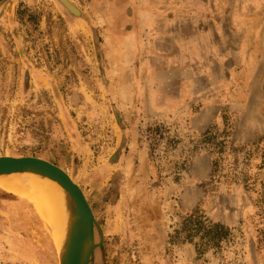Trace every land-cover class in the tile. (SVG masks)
Masks as SVG:
<instances>
[{
    "label": "rangeland",
    "instance_id": "obj_1",
    "mask_svg": "<svg viewBox=\"0 0 264 264\" xmlns=\"http://www.w3.org/2000/svg\"><path fill=\"white\" fill-rule=\"evenodd\" d=\"M69 2L0 4V155L79 185L91 264H264V0ZM0 264H59L2 190Z\"/></svg>",
    "mask_w": 264,
    "mask_h": 264
},
{
    "label": "water",
    "instance_id": "obj_2",
    "mask_svg": "<svg viewBox=\"0 0 264 264\" xmlns=\"http://www.w3.org/2000/svg\"><path fill=\"white\" fill-rule=\"evenodd\" d=\"M5 1L7 0H0V4ZM59 1L71 15L82 18L81 13L69 0ZM94 37L97 42L98 37L95 31ZM9 171L40 172L47 174L57 182L62 194L71 199L69 204L70 226L64 253L61 254L58 251L55 243L58 262L59 264H91L95 249L103 246L104 234L87 198L73 178L58 165L32 155H0V173ZM95 230L100 236L99 243L95 242Z\"/></svg>",
    "mask_w": 264,
    "mask_h": 264
},
{
    "label": "bare ground",
    "instance_id": "obj_3",
    "mask_svg": "<svg viewBox=\"0 0 264 264\" xmlns=\"http://www.w3.org/2000/svg\"><path fill=\"white\" fill-rule=\"evenodd\" d=\"M0 190L30 201L41 219L49 226L58 251L62 254L70 226V198L47 174L34 171L0 173Z\"/></svg>",
    "mask_w": 264,
    "mask_h": 264
},
{
    "label": "trees",
    "instance_id": "obj_4",
    "mask_svg": "<svg viewBox=\"0 0 264 264\" xmlns=\"http://www.w3.org/2000/svg\"><path fill=\"white\" fill-rule=\"evenodd\" d=\"M199 218H200V216L197 214V211L193 210L191 212V214L189 215V217L185 220L186 226L190 227L188 229L189 232L195 231L197 229V227L192 228V226H198L199 223L201 224V221ZM201 225H199V226H201Z\"/></svg>",
    "mask_w": 264,
    "mask_h": 264
}]
</instances>
